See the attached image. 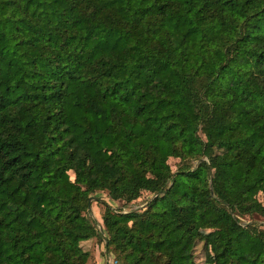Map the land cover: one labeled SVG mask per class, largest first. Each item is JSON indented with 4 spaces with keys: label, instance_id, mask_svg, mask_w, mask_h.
<instances>
[{
    "label": "trees",
    "instance_id": "obj_1",
    "mask_svg": "<svg viewBox=\"0 0 264 264\" xmlns=\"http://www.w3.org/2000/svg\"><path fill=\"white\" fill-rule=\"evenodd\" d=\"M143 190L119 264H264V0H0V264H87Z\"/></svg>",
    "mask_w": 264,
    "mask_h": 264
},
{
    "label": "rangeland",
    "instance_id": "obj_2",
    "mask_svg": "<svg viewBox=\"0 0 264 264\" xmlns=\"http://www.w3.org/2000/svg\"><path fill=\"white\" fill-rule=\"evenodd\" d=\"M207 161L206 159H203ZM202 160V161H203ZM167 163L170 165L172 172L177 173L181 168L190 167L195 169L199 164L198 161H194L192 163H182L181 159L178 158H168ZM66 177L75 182L76 174L73 170H69L66 173ZM158 196V192L155 190H143L141 192L140 197L132 203L126 204L124 201H117L110 196L106 192H97L93 196H91L90 204H91V215L90 217L95 220L96 226H98V230L102 232V236L99 239L93 240L90 245H87L88 251L90 252L91 258L89 259L87 264H119L115 253L107 250L106 244L108 240V234L104 229V221L103 214L105 212L104 202L112 207L119 214H129L131 212H143L146 210L148 205ZM258 200L264 205V193H261L258 196ZM258 223L257 225H264V219L262 217H258V219H254ZM243 225H247L250 223L249 218L241 219ZM213 231H205L204 235L207 237L212 236ZM195 255L198 264H216L213 258V254L210 249H207L204 243L198 244Z\"/></svg>",
    "mask_w": 264,
    "mask_h": 264
},
{
    "label": "water",
    "instance_id": "obj_3",
    "mask_svg": "<svg viewBox=\"0 0 264 264\" xmlns=\"http://www.w3.org/2000/svg\"><path fill=\"white\" fill-rule=\"evenodd\" d=\"M90 209H91V204H90Z\"/></svg>",
    "mask_w": 264,
    "mask_h": 264
}]
</instances>
